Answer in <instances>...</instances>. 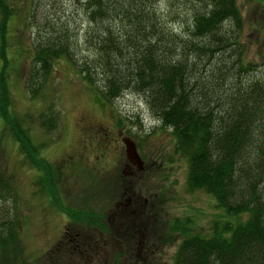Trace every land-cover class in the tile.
<instances>
[{"label": "trees", "instance_id": "obj_1", "mask_svg": "<svg viewBox=\"0 0 264 264\" xmlns=\"http://www.w3.org/2000/svg\"><path fill=\"white\" fill-rule=\"evenodd\" d=\"M77 2L86 24L80 37L83 55L75 51L78 27L69 33L64 21L57 27L55 21L47 23L51 30L31 43L25 76L29 95L41 90L58 58L76 66L103 102L121 91L142 94L159 126L173 135L175 150L187 158L189 190L210 194L221 210L222 219L206 233L191 231L188 219L176 226L180 240L170 264H264V68L240 57L242 16L236 0ZM9 12L0 0L2 41ZM4 53L1 42L0 120L25 161L40 172L38 188L59 208L51 188L54 163L37 157L28 133L7 110ZM48 110L38 116L45 130L56 124ZM2 178L0 173V199H5L10 187ZM66 213L80 222L90 215L84 209ZM14 215L0 219V264L21 261Z\"/></svg>", "mask_w": 264, "mask_h": 264}, {"label": "rangeland", "instance_id": "obj_2", "mask_svg": "<svg viewBox=\"0 0 264 264\" xmlns=\"http://www.w3.org/2000/svg\"><path fill=\"white\" fill-rule=\"evenodd\" d=\"M77 1L5 0L10 12L0 44L3 42L7 59L3 67L9 94L7 110L28 133L37 157L54 163L56 174L51 188L61 206L58 208L49 192L38 188L36 179L40 172L25 161L7 124L0 120V173L10 187L8 197L0 199V219L15 214L18 220V242L22 245L18 264L47 263L48 247L60 238L62 226L69 222H75L73 227L88 235L94 231L98 237L101 231L97 241L104 253L102 240L113 245L112 239L121 232L117 229V235H108L105 229L109 220V230H114L116 224L120 228L123 222L122 227L131 225L120 235L126 240V247L130 231L138 233L139 239L146 237L154 243L153 261L150 257L142 259L138 252L135 261L127 258L123 264H170L180 240L176 226L188 219L191 231L206 233L213 221L222 219L221 210L210 194L200 188L189 190L185 184L187 158L175 150L173 135L159 126L148 111L144 96L131 90L121 91L114 99L103 102L93 86L81 78L77 67L59 58L52 63L51 72L34 96L25 87L31 43L35 36L44 37L51 30L47 23L55 21L53 26L57 27L58 22L64 21L69 33L78 27L75 51L76 56L83 55L85 45L80 37L86 24ZM236 5L242 16L240 57L261 70L264 0H236ZM47 108L56 124L45 130L38 116L49 113ZM121 135L134 140L142 160L141 169L132 166L131 174L121 169V163L128 162L123 155ZM126 196L129 203L125 202ZM120 199L122 205L117 204L113 211ZM72 209H84L90 215L81 222L70 221L66 211ZM93 227L97 230L91 231ZM117 250V246L113 247L110 254ZM96 260H75L74 264H99Z\"/></svg>", "mask_w": 264, "mask_h": 264}, {"label": "flooded vegetation", "instance_id": "obj_3", "mask_svg": "<svg viewBox=\"0 0 264 264\" xmlns=\"http://www.w3.org/2000/svg\"><path fill=\"white\" fill-rule=\"evenodd\" d=\"M118 134V132H117ZM142 161V160H141ZM121 169L124 172L125 170L127 171L128 174H131L132 170L136 165L134 163L128 162H123L121 163ZM142 162L139 164V168L136 167L138 170L141 169ZM134 166V167H132ZM130 198L125 197V202L129 203ZM135 202V199L133 200ZM122 200H118L116 204H114V209L113 211H116V205L119 206L120 204L122 205ZM125 203V204H126ZM125 222H123L124 224ZM122 224V225H123ZM110 225V220L108 225H106V233L108 235L116 234L118 233V230L123 234L126 232L127 228L131 229V225L122 227V225L119 228V225L116 224L114 230H109L110 228L108 227ZM71 226V227H69ZM75 226V223H67L62 226L61 231H60V238L58 240H55L52 244L50 245L47 249L46 254L48 255V259L46 260L47 263L45 264H74L75 260H78L80 262H84L85 260H89V262H93V259L96 258L97 260L95 262H98L99 264H123L124 260L127 258H130L134 260L138 257L137 254L140 255L142 259H145L146 257L154 260V257L152 256V252H155L153 242L146 237L143 239L138 238V233L134 234V231H130L129 233V245L128 247L125 246L126 240L124 241L120 235L114 236L112 240H114V244L112 245L109 243V241L106 243L105 239L102 241L104 242V250L106 251L102 253L98 246L99 243L97 239L99 240L100 236H102V232L98 231V237L96 236V232L92 231L97 230L95 227L91 229L92 233L90 235L85 234L84 232L81 233L77 227ZM71 228V229H70ZM118 229V230H117ZM117 235V234H116ZM105 237V236H104ZM116 237H119L116 239ZM126 237V236H125ZM106 238L110 239L106 235ZM117 246L118 250L115 252V254H110L113 252V247ZM135 250V253H134ZM139 252V253H138ZM134 253V254H133ZM45 254V255H46ZM155 254V253H154ZM101 255V256H100ZM100 256V259L98 258ZM135 261V260H134ZM150 263V261H149Z\"/></svg>", "mask_w": 264, "mask_h": 264}, {"label": "water", "instance_id": "obj_4", "mask_svg": "<svg viewBox=\"0 0 264 264\" xmlns=\"http://www.w3.org/2000/svg\"><path fill=\"white\" fill-rule=\"evenodd\" d=\"M121 144L123 147V155L126 157L127 161L134 163L136 167L139 168L141 162L140 157L136 153V146L134 145V140L131 137L121 135Z\"/></svg>", "mask_w": 264, "mask_h": 264}]
</instances>
